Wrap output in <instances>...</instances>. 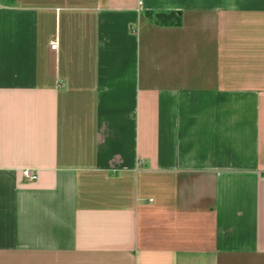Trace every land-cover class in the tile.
<instances>
[{"label":"crops","instance_id":"1","mask_svg":"<svg viewBox=\"0 0 264 264\" xmlns=\"http://www.w3.org/2000/svg\"><path fill=\"white\" fill-rule=\"evenodd\" d=\"M0 264H264V0H0Z\"/></svg>","mask_w":264,"mask_h":264},{"label":"trees","instance_id":"2","mask_svg":"<svg viewBox=\"0 0 264 264\" xmlns=\"http://www.w3.org/2000/svg\"><path fill=\"white\" fill-rule=\"evenodd\" d=\"M147 16L153 19L157 24L161 25H180L182 16L179 11H148Z\"/></svg>","mask_w":264,"mask_h":264},{"label":"built area","instance_id":"3","mask_svg":"<svg viewBox=\"0 0 264 264\" xmlns=\"http://www.w3.org/2000/svg\"><path fill=\"white\" fill-rule=\"evenodd\" d=\"M57 47V42L56 41H53L52 42V48H56ZM26 176L32 180L36 179L37 178V175L34 174V173H31L30 171H26Z\"/></svg>","mask_w":264,"mask_h":264}]
</instances>
